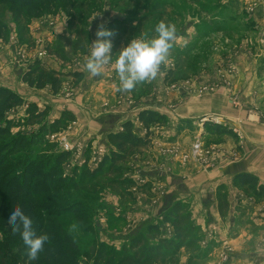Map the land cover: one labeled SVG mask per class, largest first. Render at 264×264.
<instances>
[{"label":"rangeland","instance_id":"rangeland-1","mask_svg":"<svg viewBox=\"0 0 264 264\" xmlns=\"http://www.w3.org/2000/svg\"><path fill=\"white\" fill-rule=\"evenodd\" d=\"M161 20L175 24L177 40L156 80L120 93L116 91L117 74L114 78L109 65L104 71L109 78L113 76L107 79L114 83L111 89L97 93L95 87L91 94L82 89L85 80L90 82L84 58L99 25L114 32L110 38L114 62L131 39L152 38ZM0 22L6 27L0 32L1 87L9 85L17 95L23 91L41 93L33 97H52L56 109L70 105L78 114L87 110L111 112L119 106L141 108L146 98L158 95L159 108L165 113L164 123L147 128L151 143L136 149L121 164L120 173L108 171L106 164L93 176L84 172L97 169L113 147L108 144L102 149L100 142H93L77 115L69 111L72 118L63 119L54 131L44 130L43 126L53 122L52 107L40 108L20 95L23 103L6 114L11 132L0 137V154L6 156L0 179L5 172L12 176L10 172H17L18 166L31 162L29 167L39 172L32 185L37 190L33 197L37 207L34 228L50 232L53 239L74 243L77 250L68 264H94L100 245L104 257L110 250L132 253L129 246L136 232L142 233V245L150 251L148 264H264V195L259 193L264 184L258 178L255 187H250L242 185L235 175L229 185L217 187L215 202L213 198L203 204L199 196L186 193L187 185L177 178L178 174L213 172L256 147L246 145L243 127L264 125V0H67L66 5L55 1L45 5L40 16L30 18L25 31L9 6L0 4ZM35 61L62 74L83 72L82 78L75 81L67 77L57 93L49 85L30 87L20 80L18 69L23 73ZM221 94L227 98L214 99ZM199 103L202 107L196 108ZM188 104L192 105L186 108L192 111L216 113L199 118L195 124L191 120L176 123L177 134L169 137L167 130L172 131L174 123L168 116L178 114L180 107ZM30 106L46 111L42 122L26 123ZM224 106L228 107L224 110ZM209 124H221L231 133H213ZM38 130L43 140L22 150L15 148L12 153L16 133ZM183 131H188L187 145L181 147L179 134ZM61 152H67L68 158L57 171L55 159ZM257 157L253 153V160ZM151 169L160 178L145 182L142 171ZM59 172L60 178L56 177ZM70 177L75 188L67 183ZM168 190L172 199L164 205ZM177 203L182 204L177 213L187 219L180 225L181 235L174 237V228L165 218ZM8 217L0 213V246L9 256L8 264H22L18 250L23 241L11 233ZM151 225H159V231L149 230ZM64 247L68 250L67 243ZM110 255L111 264H115L118 256Z\"/></svg>","mask_w":264,"mask_h":264},{"label":"trees","instance_id":"trees-1","mask_svg":"<svg viewBox=\"0 0 264 264\" xmlns=\"http://www.w3.org/2000/svg\"><path fill=\"white\" fill-rule=\"evenodd\" d=\"M55 1L62 2L64 5L67 4V0H0V4H7L9 6L14 20L18 23L20 22V25H22V31H25L29 19L32 17L40 16L44 9V6L54 3ZM5 28V25L0 22V32ZM61 58L65 59V56L63 55L61 56ZM67 77H72V79L78 81L82 78V73L72 72L70 74H62L61 72L47 69L43 67L39 61H35L28 66L25 72L22 73L21 80L22 82L28 84V86L37 89H42L45 86L49 85L52 89V92L57 93L63 81ZM22 103L23 100L19 95L6 87L0 86V137L8 135L11 132V123L9 121H5L6 114L12 108L19 106ZM31 107L32 106H30V114L26 120V123L32 125L42 122L45 118L46 111H38ZM65 118H72V114L68 111H64L61 113L58 119H55L52 122V124L47 125V128L43 126L42 129H49L54 131L55 128L62 125L61 122ZM137 118L139 122L146 128V134L144 136L138 135L135 131L133 122H131L130 120L124 122L122 124V131L111 132L106 136L107 143L111 147H113V149L111 148L108 154L103 156L97 169H95L94 171L92 170L91 172L86 171L84 172L85 174L93 176L99 173L102 170L103 166L106 164L108 171L111 170L112 172L120 173L122 170L121 164L125 162L136 149L146 148L151 143L152 136L147 128L154 124H161L165 122L164 115L156 111L147 109L141 110L138 113ZM208 126V130L216 134L231 133V130H229L225 126H222L221 124H209ZM39 133V130L28 134L16 133L17 136L13 138L14 141L13 144H11L12 153L13 149L15 148H20V150H22L25 149L23 147L25 145H32V143L35 144L43 140L42 136L38 137ZM5 157V155L0 154V166H2V164H6ZM67 158V152L59 153L55 159L54 169L57 170V167L61 169L60 165L67 161ZM29 163L31 162H27V164L23 165V167L18 166L20 171L17 170V172L15 173L10 172L12 173V176L9 174V172H5V174H3V177L1 176L2 178L0 180H2V182H0V213H2V215L10 216L13 208L16 205H20L22 210L33 220L34 228L37 207L33 197L36 194L37 190L33 189L32 185L34 183V180L39 175V172L35 168L31 169V167H29ZM58 176L60 178V172L56 177ZM44 177L46 178V175ZM7 178L8 182H4V179L6 180ZM66 180L70 188H75L72 177ZM238 180L242 185H248L250 187H255V185L257 184L256 177L251 174H241L239 175ZM259 191V193H262L261 195H264L263 186H259ZM181 207L182 204H175L172 211L170 210L169 216L165 218L166 221H170L174 228V237H179L181 235L179 230L180 225L187 219L185 214L177 213V211H179ZM171 214H173V216H171ZM159 228V225H151L149 227V230L159 231ZM34 230L36 231L37 235L47 234L50 239L48 242H46L44 251L40 253L39 258L35 261H30L28 259L27 247L23 244L18 250V255L21 258L22 264H68L69 259L71 260L74 255L73 252L77 250L76 247L73 248L74 243H69V240H65V238L62 241L53 239L51 234H49L50 232H41L39 230H36L35 228ZM11 233L14 236H18L21 238L20 233H13L12 231ZM142 237L143 236L141 232L140 234H138L137 232L135 233V236L129 246V249L132 251V253L126 252L124 250H122L121 253L110 250L107 253L108 255H106L107 257H104L102 255V253L104 252L103 246L100 245L94 258V264H111L112 257L110 253L118 256V260L115 264H148L151 257L150 251L149 249L146 250L144 245H142V241L144 240V238ZM161 242L167 243L171 246L172 244H174V246H178V243H173L172 240L166 241L165 239H162ZM66 243L68 244V250L64 247ZM8 263L9 256L0 246V264Z\"/></svg>","mask_w":264,"mask_h":264},{"label":"crops","instance_id":"crops-1","mask_svg":"<svg viewBox=\"0 0 264 264\" xmlns=\"http://www.w3.org/2000/svg\"><path fill=\"white\" fill-rule=\"evenodd\" d=\"M63 37V36H60ZM61 39V38H60ZM64 42H66L64 40ZM43 62V61H42ZM44 63V62H43ZM46 65V63H45ZM48 65V64H47ZM49 67V66H48ZM51 68H53L51 66ZM55 69V68H53ZM20 69H18V75L21 76L22 71H19ZM83 73V72H82ZM114 78H115V71L113 70L112 72ZM113 76H110V78L108 77L107 73L104 71L102 76L100 77H92L90 74L88 75V77L90 78V82H86L87 80H85L84 84L82 85V89L88 93L91 94L94 92V88L97 87V93L98 92H103L105 89L106 91L108 89H111V87H113V82H108L107 79H112ZM19 79V77H18ZM21 80V79H20ZM3 87H6L10 90H13L14 88H11L9 85H4ZM27 87L24 83L21 82V88L25 89ZM24 93L18 92L19 95L21 97H23L25 100L28 99L30 102H33L35 104H37L40 108H43L45 105L46 106H51L52 107V111H51V121H54L55 119H58L61 115V112L64 111H70L71 113H74V115L78 116V120L80 121V123L83 126H86V133L89 135V138H92L93 142H100L101 144V148L102 149H107V134L111 133V132H117V131H122V124L128 120H130L131 122H133L135 125V131L138 133V135L143 136L144 133L146 132V129L144 128V126L138 121V113L141 110L147 109V110H153V111H157L161 114H165L164 110H161L159 107L161 106V104H159L160 102H158L157 97H159L157 95L154 96L152 95V97H148L146 98V100L144 101L145 104H143L144 106H142L141 108H136L134 107V109L132 108H126L123 106H119L117 110L108 112V111H104L101 113H94L91 111L87 112H83L82 114H78L77 112L73 111L74 109H72V107H70V105H63V107H60L59 109H56L55 107L57 105H54V102H56L54 100V98H42V97H33V94H38V92H31V93H25L26 91H23ZM97 93H95V96L97 95ZM30 95V96H29ZM32 95V96H31ZM39 96L42 95L41 93L38 94ZM42 98V99H41ZM226 99L227 97L225 95L219 96H215L214 99L220 101L222 99ZM221 104V103H220ZM190 105L192 104H188V106H181L180 108V112L176 115H169L168 118L169 120L174 123V128L172 131L168 132V136H175L176 131H175V124L177 123H182L185 122V120H191V122L193 124L197 123V120L199 118H202L206 115H208L209 113H216V112H210L207 110H203V109H195L194 111L190 110L189 108L186 107H191ZM219 105V104H218ZM217 105V106H218ZM202 107V104L199 103L198 105H195V107ZM228 106H224L223 109L225 110V108ZM64 109V110H63ZM133 110L134 112L130 111ZM130 111V112H129ZM86 113V114H85ZM182 113V114H181ZM220 113V112H218ZM244 115V113H243ZM242 115V116H243ZM227 119L229 120L230 117L227 115L226 116ZM234 119V117H232V120ZM184 120V121H182ZM227 120V121H228ZM230 122V120L228 121ZM246 126V125H245ZM244 128V131L246 132V145L251 146V144H256L253 149L251 150H247V155L248 157L244 155L240 156L236 162H227L226 164L220 166L219 168L213 170V172H209V173H204V172H196L192 175L188 174V175H177L178 181H184L185 185H187V190L189 193V195H194V196H199L200 198V202L203 204L207 201L212 202V199L216 196V191H217V187L222 185V184H226L229 185L230 181L232 180L233 176L235 175H241V174H251L254 175L256 178H258L260 180V183L264 184V125L261 124H253V125H248ZM203 126H200L201 131L203 130ZM188 131H183L179 134V137L182 139L181 140V147L182 146H186V138H187V133ZM187 133V134H186ZM184 138V139H183ZM94 146L96 147V143L94 144ZM247 149V148H246ZM253 153H257L258 155V160H253ZM143 175L142 177L145 178V182H149L152 181L154 179H159L160 176H156L157 172L155 169H151L148 171H142ZM158 177V178H156ZM145 182H142L141 185H143ZM229 187V186H228ZM171 190H168V192H170ZM205 191V192H204ZM171 192L168 193L164 199V205L169 201V199H172L170 197ZM169 196V197H167ZM187 198V197H185ZM215 202V198L213 200Z\"/></svg>","mask_w":264,"mask_h":264},{"label":"clouds","instance_id":"clouds-1","mask_svg":"<svg viewBox=\"0 0 264 264\" xmlns=\"http://www.w3.org/2000/svg\"><path fill=\"white\" fill-rule=\"evenodd\" d=\"M113 36L114 32L106 29L103 24L98 26L89 54L84 58V66L92 77H100L106 66L111 65L119 82L116 91L130 93L138 85L151 83L161 74V67L168 64L170 51L177 40V28L173 23L159 21L152 38L141 36L131 39L130 43L117 53L114 62L113 42L110 39ZM72 38L75 40L76 37ZM7 222L13 233H20L23 244L27 247L28 259L37 260L44 251L49 236L37 235L33 220L20 205L13 208Z\"/></svg>","mask_w":264,"mask_h":264},{"label":"built area","instance_id":"built-area-1","mask_svg":"<svg viewBox=\"0 0 264 264\" xmlns=\"http://www.w3.org/2000/svg\"><path fill=\"white\" fill-rule=\"evenodd\" d=\"M68 147V146H67ZM68 150V148H66Z\"/></svg>","mask_w":264,"mask_h":264}]
</instances>
